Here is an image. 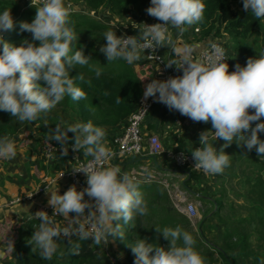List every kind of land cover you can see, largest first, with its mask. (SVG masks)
<instances>
[{"label": "clouds", "instance_id": "obj_1", "mask_svg": "<svg viewBox=\"0 0 264 264\" xmlns=\"http://www.w3.org/2000/svg\"><path fill=\"white\" fill-rule=\"evenodd\" d=\"M30 2L32 4V0ZM242 4L253 17L264 18V0H242ZM204 9L203 0H150L146 12L159 23L145 25L136 36H118L107 30L103 34L106 42L99 50L108 62L120 58L131 64L141 51L169 43L168 26L174 27L180 35L186 30L185 25L201 22ZM68 17L69 9L64 0H40L32 21L19 25L20 30L31 33V40L24 38L17 46L2 35L13 28L10 8L0 11V111L8 112L18 121L32 122L66 95L74 101L85 97V91L75 83L84 81L83 74L70 76V70L76 65H88L90 56L84 53L83 47L72 50L77 34ZM212 47L215 57L204 61L198 55L193 58L195 45L176 48L182 60L179 66L183 69L182 75L166 80L152 79L143 93L145 98L153 97L169 110H176L193 121L211 122L215 141L219 138L225 143L217 150L208 142L207 131H204L200 134V146L191 151L193 167L206 174L221 173L230 165V155L224 148L233 140L243 142L248 150L255 147L257 155L264 158V139L258 135L264 133V119H261L264 117V51L248 58L243 66L235 64L229 72L221 49L216 45ZM93 71L96 77L102 74L99 67ZM252 122H255L254 127L245 135ZM69 132L74 136L69 137ZM105 137V129L91 120L71 124L61 121L51 130L49 139L60 143L63 155L67 154V142L71 139L74 151L82 150L92 159L74 168L86 175L87 186L83 189L77 190L72 185L63 194H58L57 188L45 189L50 191L47 203L53 209L52 215L36 211V217L32 218H38L39 225L30 237V244L39 249L42 259L50 260L57 252L60 237H67L69 243L73 236L78 240L91 238L97 244L107 236L123 239L120 224L114 221L127 224L136 215L146 213V202L135 176L122 171L118 164L102 166L111 157ZM17 151L11 138L0 136V159L11 160L17 156ZM70 212L74 213L71 217ZM57 214L67 221L63 228L54 220ZM155 229L169 241L168 246L147 243L146 237L140 238L130 245L133 264H204L189 232L179 225ZM78 249L76 244L71 251ZM3 255L4 251H0V257Z\"/></svg>", "mask_w": 264, "mask_h": 264}, {"label": "trees", "instance_id": "obj_2", "mask_svg": "<svg viewBox=\"0 0 264 264\" xmlns=\"http://www.w3.org/2000/svg\"><path fill=\"white\" fill-rule=\"evenodd\" d=\"M68 1L73 4V7H80L79 10L74 8L73 12H69V21L74 25V31L77 34V39L72 42L71 48L75 50L83 47L84 53L90 56L88 65H76L73 70H70V76L83 74L84 81L88 83L75 81L77 86L81 87L86 93L83 99L74 101L66 95L50 110L60 109L69 114V122L65 121L68 124L91 120L94 125L102 126L105 129L106 137L109 138L113 136L112 132L114 129L123 124L125 126L128 117L136 109L137 102L144 93V89L133 63L129 64L120 58L108 62L105 55L100 52V46L106 42L103 37L104 32L112 30L117 35L120 32L108 21L94 17L95 15L91 11L100 10L105 13V10H108L112 15L120 18L133 15L145 20L149 17L146 8L150 6V0ZM24 2V0H0V11L10 8L14 23L22 16L24 17V22L30 23L36 14L37 6H25ZM203 2L205 4L204 18L201 22L196 23L199 25L197 34L201 38H223L232 35L242 41L235 46V51L247 56V58H254L261 51H264V18L259 20L253 17L249 11L244 10L242 0H239L237 6L234 4V0H203ZM141 20L138 21L136 26H133L137 29L138 34L140 32L138 29H142ZM136 29L134 30L136 31ZM261 29H263L262 41H260ZM24 38L31 40V33L20 30L18 36L14 38L9 30L5 31L4 39L17 46ZM36 43L38 44L39 42L36 41ZM227 55L229 56L228 52ZM97 67L102 69L100 77H96L93 71ZM39 83L41 85L44 84L43 81H39ZM118 98L119 103H117ZM249 111L252 110L250 109ZM261 119H264V117ZM35 121L40 124L41 131L45 135L43 137L49 139L52 127H55V124L63 120L59 115H53L47 120H41L38 117ZM29 123V121H18L8 112L0 111V136H8L13 140L26 129ZM254 125L255 122H252L245 135L250 134L251 127H254ZM210 130L212 131V127ZM258 135L261 139H264V133H258ZM68 136L72 137L74 134L69 132ZM55 142L60 145L59 142ZM72 142L69 139L67 143L71 145ZM208 142L214 144L217 150L225 143L222 139L215 141L214 137H209ZM237 142L233 140L231 144L224 148V151L230 155V165L218 175L222 179V188L214 189L215 191H212V194H208L207 190L196 191L190 185V181L199 178L201 173L190 171L187 174L188 178L185 179L183 185L192 189L193 192H199L198 197L200 200L209 205L201 211L202 218L197 228L192 225L191 218L181 213L174 206L164 185L156 182L148 183L142 192L147 207L146 213L142 216L136 215L127 223L128 234L123 239L119 236L113 237L119 250L134 260L130 245H134L137 240L145 237L147 238V243L167 247L169 241L155 228H175L179 225L193 236L195 240L194 248L203 256L204 264H216L217 262L218 264H239L242 259L240 260L239 257L234 256L232 254L233 251H231L237 246L240 248L241 256L255 254L252 251L250 241H248L250 233L240 231L242 228L239 225L244 222H256L258 227H260L264 224V158H260L257 155L255 147L252 150H248L243 145V142ZM194 144L196 142L193 143L192 140L188 142V140L179 139L176 147L177 149L192 150L195 146ZM190 145L193 146L189 147ZM79 151L83 152L82 150ZM54 157L63 161L70 158V155L63 156L56 152ZM244 163L250 164L251 168L255 166L257 168L253 171L246 164L249 168L246 172L242 168ZM239 164L245 176L244 182L247 184V189L245 188L246 191H244L245 194H241L247 202L245 205L246 213L238 212L232 202L228 206L226 216L222 218L221 208L225 207V202L220 196H227L224 182L226 178L237 175L235 167ZM251 173L255 174V176L251 177ZM147 187L149 188L146 191ZM84 199L87 200L89 198L86 195ZM212 216H220L221 222L228 223L225 226V233L222 234L221 243L210 240L205 233L206 223L211 220ZM114 223H120V221H114ZM38 225V218L32 219L25 236L16 243L13 249L16 264H111L110 256L104 247L103 240L97 244L91 238L78 240L77 237H73L71 238L72 243H69L65 237H60L57 241V252L53 254L50 260L42 259L39 255V249L30 244V237ZM178 243L180 242L178 241ZM76 244L79 245L78 251H71ZM152 254L150 253V255ZM217 256L220 257V260H217ZM254 259V262L258 263L261 260V256L255 254Z\"/></svg>", "mask_w": 264, "mask_h": 264}, {"label": "crops", "instance_id": "obj_3", "mask_svg": "<svg viewBox=\"0 0 264 264\" xmlns=\"http://www.w3.org/2000/svg\"><path fill=\"white\" fill-rule=\"evenodd\" d=\"M24 4L25 6L27 5L26 2H24ZM91 13L93 15H96L101 20L108 21L112 25L118 22V16L112 15L108 10H105V13L101 12L100 10L91 11ZM104 17H108L110 19L105 20ZM134 18L135 23L143 19L136 16ZM185 28L186 30L182 34L177 35V30L172 26L170 27L171 30H169L168 45L170 44V46H173V59L180 55L175 51L176 48H180L184 44L195 45L196 49L193 54L195 55L199 53V51L212 39L211 37L201 38L199 34H197L199 30L198 24H193L190 26L185 25ZM196 28H198V30ZM228 37L229 36H226L225 38ZM234 55V59H229L227 62V64L229 65V72L233 71V66L235 64L239 63L241 66H243L246 63L245 56L239 54L238 52H234ZM132 63L135 65L138 76L142 82L143 89H145L146 85L152 79L159 80L156 75L155 64L147 62L141 52L139 54V58ZM230 67L231 69H229ZM59 110L60 109L49 110V115L45 120H47L49 117H52L53 115H59L64 122H69L70 115L62 110H60L59 112ZM177 120H181V124H179ZM177 126L180 128L177 129ZM123 127L124 124L119 126L117 129H114V131L112 132V137H105L107 146L109 148L116 145L115 139L122 132ZM192 127L198 130L204 127V130L207 131V137H214V133L212 132L214 130L212 129V131H210L212 127L210 121H193L188 116L181 115L176 110H169V108L162 103L156 104L148 114L143 125V133L146 136H149L151 134H158L161 140H165L172 144L174 148H177L176 146L178 145L179 139L188 140L190 137H192L189 133H185L187 130L192 129ZM52 128L54 129L55 127ZM26 129L27 134L25 135V137H21V133L17 138L13 139L18 149L17 156L11 160L0 159V200L3 203L0 207V251H4V255L0 257V264H16L15 256L13 255V249L18 240L25 236L30 221L32 219H36L28 217H30L31 215L35 217L34 213L39 210L51 213V210L49 208L50 205L47 203L50 197V191H43L35 201L31 200L27 202L13 203L12 200L17 197H23L32 188L39 185H46L45 189L57 188L58 194H63L68 189V187L73 185L71 181L67 179H58L59 172L70 168V159L67 158L66 160L61 161L56 158H50V160H44L42 158V153L40 155H37V147L34 146L30 141L31 137L35 134L40 136L41 138L45 136L42 133L41 128L29 127ZM190 141L191 140H188V142ZM80 154L83 158L90 157L86 156L83 152H81ZM145 155L146 154L140 156H130L127 159H121L120 162H117V164L121 167L122 171L129 172L131 167H136L139 163L151 164V162H154L156 164V167L170 173L171 176L175 175L177 177H180L183 183L185 182V179L188 178V173L185 172V169L175 167V165L170 163L169 165H172L173 167L166 166L164 165V161H159L156 158ZM45 176L53 178L54 182H45ZM204 178V191L207 190V192H212L214 189L210 191L209 187L207 186L210 185V183L206 181V179L210 180V174H204ZM141 185L146 186L147 184ZM194 187L199 188V185L194 184ZM199 189L202 190V187ZM196 194L199 193L197 192ZM85 211L87 212L88 210ZM73 215V213H69L70 217ZM54 220L58 225L66 226L67 221L63 218L62 215L58 214L57 216H54ZM106 239L108 245H110V247L112 248V251H114V247L118 248L115 244V239L112 236H107ZM232 254L236 256L234 253ZM127 259L132 261V263L130 264H133V260L131 258L128 257Z\"/></svg>", "mask_w": 264, "mask_h": 264}, {"label": "built area", "instance_id": "obj_4", "mask_svg": "<svg viewBox=\"0 0 264 264\" xmlns=\"http://www.w3.org/2000/svg\"><path fill=\"white\" fill-rule=\"evenodd\" d=\"M25 2L29 6H37V7L40 6V0H32V4L30 0H25ZM67 8L69 9V12L74 11L73 7L71 6V3L67 4ZM159 22L160 21L156 17L143 21L141 26L142 29L139 31L140 32L143 31L145 25H150ZM196 29L198 30V28ZM169 30H171L170 26H168V33H167L168 37H169ZM2 35L4 37L5 31L2 33ZM122 35L136 36L138 35V33H136L134 30L133 33L128 31V32H123ZM213 45H216L221 49L222 55L226 58V62H227L228 55L226 52L225 42L224 39L221 38H212L199 51V53L193 55V58H195V56L197 55L200 57L202 61L207 60L209 58H214L216 53L212 47ZM173 50H174L173 46L167 44L163 46H158L156 48H148L145 49V51H141L144 59L147 62L155 64V71L159 80H166L170 77H177L182 75L183 69L179 67L182 63V60L180 58V55H178L175 59L172 58ZM168 63H173V64L169 65ZM156 104H162V103L156 101L153 97L145 98L144 95L142 94V96L139 98L137 102L136 109L128 117V120L125 126L123 127L122 132L116 137L115 139L116 145L110 147L111 157L109 158L108 161L104 162L102 166L117 164V162H120L121 159L128 158L130 156H140L147 153L149 157H153V158L164 156V158L170 164L175 165V167L185 169L188 173L190 171H193L201 174H206L203 170H198L193 167L194 160L191 156V151L194 150L196 147H199L200 145H195L192 150L166 147L163 145L160 136L158 134H151L149 136H146L143 133L144 122L148 114ZM177 122L181 124L182 121L177 120ZM68 146L69 147L66 155H70L69 159L71 161V165L69 166L70 167L69 169L59 172L58 179L61 178L67 179L71 181L73 185L76 186L77 190H81L87 186L86 175L82 171L74 170V168L88 163L89 161H91L92 158L91 157L83 158L81 157L80 154L81 152L79 150L74 151L71 148V145ZM65 147H67V145H65ZM42 150H43V154L49 159L52 158L56 152L59 153L60 155H63L61 145L56 144L55 141H50V144L45 143ZM129 173L135 176V178L140 182L139 184H148V183L156 182L164 185L167 188L171 199H172V195H176L177 197L176 201H173V199L172 201L174 206L181 213L187 215L190 218L192 216L199 215V210L197 206L193 202L187 203L186 196L183 195L179 185L176 182L171 181L172 177H170L171 176L170 173L162 169H159L158 167H151L150 164L148 163H139L136 167H132ZM44 181L48 183L49 182L53 183L54 179L45 176ZM45 188L46 185H39L37 187H34L23 197L14 198L12 202L17 203V202H27L31 200L35 201L37 200V197L40 195V193L45 191ZM2 204L3 203L0 200V207ZM49 208L51 210V213L47 211L46 213L51 215L53 209L51 206ZM32 216L33 215H31L28 218H32ZM58 226L61 228L64 227L60 225ZM65 238L68 239L67 237ZM108 255L110 256L111 264H120V261L118 260L116 255L114 254L112 255L110 252H108Z\"/></svg>", "mask_w": 264, "mask_h": 264}, {"label": "rangeland", "instance_id": "obj_5", "mask_svg": "<svg viewBox=\"0 0 264 264\" xmlns=\"http://www.w3.org/2000/svg\"><path fill=\"white\" fill-rule=\"evenodd\" d=\"M68 2V3H66ZM65 3L66 4H70V1L68 0H65ZM239 3V0H234V4L237 6ZM71 6L73 7V4H71ZM76 8V10H79V6H74L73 9ZM93 16V15H92ZM94 17L97 18V16L95 15ZM135 16L133 15H128L126 17H117L118 18V22L115 23L114 26L116 30H118L120 32V34L118 36H121L123 34V32H131L133 33L134 28L133 26L137 25V23L134 22ZM116 18V19H117ZM153 17L152 16H149L147 19L145 20H141V24L143 23V21H146L148 19H152ZM99 19V18H97ZM105 20L107 19H110V18H104ZM20 22H24V17H19L17 19V21L13 24V28L10 31L11 35L15 38L18 36V33L20 32ZM116 22V21H115ZM122 26V27H120ZM171 27V26H170ZM141 30L140 28L138 29V31ZM261 37H260V41H262V38H263V29H261ZM137 33V29L135 31ZM226 37V36H225ZM225 37H220L221 39H224V42L226 43V49H227V52L229 54L228 56V60H232L234 59V52L235 51V46L238 45L240 42H242L240 39H236L234 36L232 35H229L228 38H225ZM230 50V51H229ZM231 57V58H230ZM245 59L247 60V56H245ZM227 60V62H228ZM231 69V67L229 68ZM231 71V70H230ZM60 112V110H59ZM48 112L47 113H41L40 114V119L41 120H45L46 117L48 116ZM263 118V117H262ZM68 120V119H67ZM39 128L40 127V124L36 121H32L28 124V126L26 128ZM177 129H179L180 127H176ZM202 129V130H201ZM200 130L198 129H195L194 127H192V129H189L187 130L185 133H189L192 137H190L188 140H192V142H196V144L194 145H200L199 144V138H200V134L202 132H204L205 128H201ZM27 129H25L22 134L20 135L21 137H25V135L27 134L26 132ZM211 131V130H210ZM188 138V137H187ZM50 139H48L47 137H42V142H41V138L40 136L38 135H33L31 137V143L37 147V155H40L42 153V158L44 160H50L49 158H47L44 154H43V147L46 144H50ZM219 140V138L217 139ZM163 145L166 146V147H171V148H174L172 144H170L169 142L165 141V140H161ZM193 145H190L189 147H192ZM147 151V150H146ZM148 154L146 153L145 156H147ZM124 159H127V158H124ZM156 159H158L159 161H164V165L166 166H169V167H173L172 165H169V162L164 158V156L162 157H156ZM69 162V161H68ZM251 168L250 164L248 163H244L242 168H244L246 170V172L248 171V166ZM151 167H156V164L154 162H151L150 164ZM132 168V167H131ZM130 168V169H131ZM256 166L254 168H251L253 169V171L256 170ZM130 171V170H129ZM235 172L237 173V175L235 176H232V177H228L225 179V182H224V185H225V188L227 189V196H220L222 197V200L225 202V207H222L221 210V217L224 218V216H226V211L228 209V206L230 203H234V207L235 209L238 210V212H241V213H246V208H245V205H246V200L243 196H241V194H245L244 191H246L247 189V184L245 181V176H244V173H242V169L240 167V164L237 165L235 167ZM129 173V172H128ZM219 174H210V180L209 179H206L207 182L210 183V185H207L210 189V191L212 189H215V190H218L220 188H222L223 186V183H222V179L219 178L218 176ZM199 178H196V179H192L190 181V185L196 189V191H204V174H199ZM251 177H254L255 174L251 173L250 175ZM172 177L171 181L172 182H176L183 195L186 196V202H193L198 210H199V215L197 216H192L191 219H192V225L197 228L198 227V224H199V221L200 219L202 218V213L201 211L206 209L209 205H207L203 200H200V198L198 197V194H196L197 192H192L189 188L185 187L183 185V182L181 181V178L180 177H177L175 175H172L170 176ZM195 180V181H194ZM194 184H198L199 185V188L202 187V190L199 189V188H196L194 187ZM149 187L146 188V191ZM246 188V189H245ZM139 190L141 192H143L145 190V185H139ZM213 190V191H215ZM199 193V192H198ZM211 192H208V194H210ZM214 193V192H213ZM223 193V192H222ZM222 193H218V194H222ZM212 194V193H211ZM228 198V199H227ZM172 199L173 201H176L177 197L176 195H172ZM227 201V202H226ZM227 205V206H226ZM221 217L220 216H212L211 217V220L208 221L206 223V229H205V233L206 235L208 236V238L214 242H217V243H221V239H222V234L225 233V229H226V225H228L227 222L223 223L221 222ZM190 218V217H189ZM120 230L123 232V236H127L128 234V227H127V224H124L123 221H120ZM239 227H241L242 229H240V231H243V232H249L250 233V236H249V239L248 241H250L251 245H252V251L257 255V256H261V260L256 263L254 262V258H255V254H251V255H247V256H241V253H240V248L239 246H237L235 249H232L231 251H233L232 253H234L237 257L240 258V260L242 259V262L240 261L241 264H264V224H262L260 227H258V224H256V222H252V223H248V222H244V223H241L239 225ZM103 243H104V247L106 249L107 252H110L112 255H116L118 260L120 259V264H130L132 263V261L128 260V256L120 251L118 248H115L114 247V251H112V248L110 247V245H108V242H107V239L105 238V241H104V238H103ZM116 244V242H115ZM113 247V246H112ZM127 258H126V256ZM217 260H220V257L217 256ZM239 263V264H240ZM218 264V262L216 263Z\"/></svg>", "mask_w": 264, "mask_h": 264}, {"label": "water", "instance_id": "obj_6", "mask_svg": "<svg viewBox=\"0 0 264 264\" xmlns=\"http://www.w3.org/2000/svg\"><path fill=\"white\" fill-rule=\"evenodd\" d=\"M186 173H188L187 171H185ZM191 191H193L192 189H190Z\"/></svg>", "mask_w": 264, "mask_h": 264}]
</instances>
